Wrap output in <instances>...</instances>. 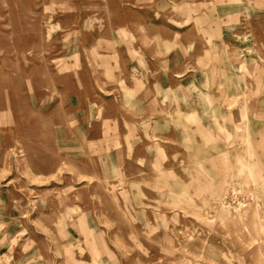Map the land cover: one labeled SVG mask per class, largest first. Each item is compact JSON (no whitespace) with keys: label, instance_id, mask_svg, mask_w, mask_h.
Returning a JSON list of instances; mask_svg holds the SVG:
<instances>
[{"label":"rangeland","instance_id":"1","mask_svg":"<svg viewBox=\"0 0 264 264\" xmlns=\"http://www.w3.org/2000/svg\"><path fill=\"white\" fill-rule=\"evenodd\" d=\"M112 2L0 0V264H264V0L158 54L187 92L121 143L125 40L168 37L127 32ZM166 165L191 175L150 174Z\"/></svg>","mask_w":264,"mask_h":264},{"label":"crops","instance_id":"2","mask_svg":"<svg viewBox=\"0 0 264 264\" xmlns=\"http://www.w3.org/2000/svg\"><path fill=\"white\" fill-rule=\"evenodd\" d=\"M111 7H114L110 13L117 14L120 16L121 24L125 26V30L128 32H136L140 29H146L148 32L157 31L158 29H164L165 34L168 38L160 37L158 34L148 33L147 40L138 38V34L135 33V50L132 47L131 41L125 40L126 52L131 54L126 57L129 63L134 61L136 71L133 70L132 65L128 67V70L124 73L125 86L124 91L121 93L124 97L123 102H125L126 108L135 115L133 118H123L120 114L117 122H111L110 126H117L122 128L134 127V132L136 133L134 137H130L127 132L125 134H120V143L124 142H137L138 134H141L143 127L146 125H163L166 123H159V119L162 116L163 110L161 105L165 106L168 102L169 95H178L180 92L186 93L184 86H171V81L177 79H187L184 76V72L180 69L174 71L163 72L161 76L157 71L149 70L151 66H156L159 63V53L161 55H167V64L171 62L169 53L171 50L175 49L176 46L182 47L184 45L183 39L187 36H197L203 37L207 40L208 36L212 34L216 35L222 31L225 26H234L231 19H236L242 15V9L248 5V9L254 10L252 5L253 0H228V4L220 2V0H110ZM210 1V2H207ZM162 4V5H161ZM161 5V6H160ZM214 5L215 7H212ZM216 7H226L225 9H220L222 11L218 13L219 9ZM105 8V7H104ZM215 8V9H214ZM249 11V10H248ZM183 21H178V18ZM196 32V33H195ZM209 34V35H208ZM131 35V34H129ZM150 38H154V41ZM161 41L165 46L159 45ZM146 43V44H144ZM180 44V45H179ZM197 44H194L196 46ZM181 60V51H175L174 55ZM127 55V54H126ZM189 54H187L188 56ZM188 59H191L188 57ZM198 63L206 62V60L200 59L196 60ZM157 78L169 79L167 84L160 85L156 82ZM181 84V83H179ZM129 95H134V101L132 102ZM142 96L141 100L138 96ZM146 96H150L149 100ZM158 96H162L159 98ZM144 97V98H143ZM120 100V103H123ZM109 103L116 107L113 102ZM158 103V104H157ZM109 105V104H106ZM156 107L158 109H156ZM144 111H148L144 114ZM146 115V116H144ZM190 115V114H189ZM161 121V120H160ZM169 123H173L169 121ZM142 128V129H141ZM130 133H134L129 129ZM161 140L160 138H158ZM103 141H114L113 138L104 139ZM97 142H101L97 140ZM157 142V141H156ZM155 141L150 145L155 146ZM206 141L196 139L191 144L184 143V150L187 152L189 158H194L198 160H203L198 164L203 167L204 161L208 158V151L205 149L207 147ZM161 150L165 151V158H172L168 155L171 148L170 144L160 143ZM154 149V147H152ZM195 150L196 154H189V150ZM163 158V157H162ZM216 158L217 157H212ZM185 159V158H183ZM156 168V167H155ZM157 170V171H156ZM186 172V174L191 175L189 169H181L175 171L166 165L165 168L151 169L150 174L165 173L167 175H174ZM165 189L172 190L171 186H166Z\"/></svg>","mask_w":264,"mask_h":264}]
</instances>
